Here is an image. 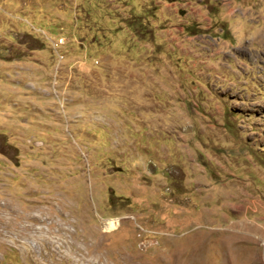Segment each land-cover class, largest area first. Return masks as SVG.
I'll list each match as a JSON object with an SVG mask.
<instances>
[{
	"label": "rangeland",
	"instance_id": "obj_1",
	"mask_svg": "<svg viewBox=\"0 0 264 264\" xmlns=\"http://www.w3.org/2000/svg\"><path fill=\"white\" fill-rule=\"evenodd\" d=\"M0 264H264V0H0Z\"/></svg>",
	"mask_w": 264,
	"mask_h": 264
},
{
	"label": "bare ground",
	"instance_id": "obj_2",
	"mask_svg": "<svg viewBox=\"0 0 264 264\" xmlns=\"http://www.w3.org/2000/svg\"><path fill=\"white\" fill-rule=\"evenodd\" d=\"M109 224L112 225L114 229H116L117 228V225H118L117 221H109Z\"/></svg>",
	"mask_w": 264,
	"mask_h": 264
}]
</instances>
